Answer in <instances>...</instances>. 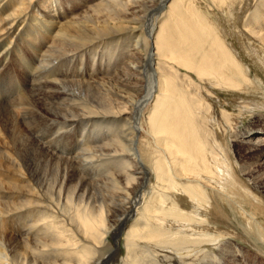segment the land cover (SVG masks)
Here are the masks:
<instances>
[{
    "label": "bare ground",
    "instance_id": "bare-ground-1",
    "mask_svg": "<svg viewBox=\"0 0 264 264\" xmlns=\"http://www.w3.org/2000/svg\"><path fill=\"white\" fill-rule=\"evenodd\" d=\"M262 80L264 0H0V264H264Z\"/></svg>",
    "mask_w": 264,
    "mask_h": 264
},
{
    "label": "rangeland",
    "instance_id": "rangeland-1",
    "mask_svg": "<svg viewBox=\"0 0 264 264\" xmlns=\"http://www.w3.org/2000/svg\"><path fill=\"white\" fill-rule=\"evenodd\" d=\"M264 80H262V81H258V83H261V85H264V82H263ZM263 87V94H264V86H262ZM261 87V88H262ZM256 92H258V93H256ZM256 92L254 93V95L258 98V100H260L259 102H262V101H264L263 99H264V97H262L263 96V94L260 92V91H257L256 90ZM261 93V94H260ZM258 94V95H257ZM262 95V96H261ZM254 96V97H255ZM261 96V97H260ZM253 97V98H254ZM238 111V112H237ZM242 115H241V114ZM237 114V115H236ZM239 114V115H238ZM234 115H236V116H240V118H241V123H240V128H242V129H250V128H257V129H263L264 128V122H260V120H262L263 119V112H262V110H254V111H252V112H240V109L237 107L236 109H234ZM263 126V127H262ZM238 150V149H237ZM235 152V151H234ZM236 153V152H235ZM258 193L261 195V196H263L264 197V190L262 189H259L258 190ZM263 201H264V198H263ZM237 240H239L238 242H239V244L240 245H242V246H244L245 248H247V249H250L251 250V252L253 253V255H257L258 253L257 252H259V251H257V248H255V247H253V245L251 246V244L250 243H248V241H246L247 239H237ZM245 240V241H244ZM247 244H249V245H247ZM250 246V247H249ZM120 248H121V245H120ZM252 249H254V250H252ZM262 257V256H261ZM263 259H264V257H262Z\"/></svg>",
    "mask_w": 264,
    "mask_h": 264
}]
</instances>
